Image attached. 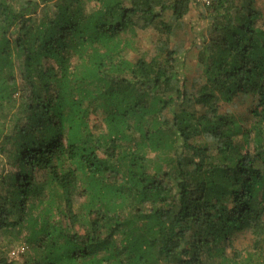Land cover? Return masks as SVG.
I'll use <instances>...</instances> for the list:
<instances>
[{
	"label": "trees",
	"instance_id": "trees-1",
	"mask_svg": "<svg viewBox=\"0 0 264 264\" xmlns=\"http://www.w3.org/2000/svg\"><path fill=\"white\" fill-rule=\"evenodd\" d=\"M259 2L0 0V264H264Z\"/></svg>",
	"mask_w": 264,
	"mask_h": 264
},
{
	"label": "rangeland",
	"instance_id": "rangeland-1",
	"mask_svg": "<svg viewBox=\"0 0 264 264\" xmlns=\"http://www.w3.org/2000/svg\"><path fill=\"white\" fill-rule=\"evenodd\" d=\"M192 2H199V0H191ZM260 10L264 11V2H259ZM197 8L191 5L190 14L188 18L184 20L182 23V30L179 32L175 38L176 44L183 48V52H187V59L181 66V71L184 70L182 67L186 69H192L194 66V58H195V50H193L192 40L195 37L196 40L198 38L199 32H201V28L203 24L201 21L197 19ZM140 36V35H139ZM142 38L140 43L139 50H147V46L149 45L145 36H140ZM197 42V41H196ZM226 107V106H225ZM249 108V100H238L234 102V105L229 108L233 114L248 119V111ZM26 235V230L21 229L19 233L16 231H11L9 233H1L0 235V256H4L8 261H15L21 263L25 257L28 255L29 250L27 246L23 242V237ZM246 242L243 241V237H239L236 242L235 246L238 249H241Z\"/></svg>",
	"mask_w": 264,
	"mask_h": 264
},
{
	"label": "built area",
	"instance_id": "built-area-1",
	"mask_svg": "<svg viewBox=\"0 0 264 264\" xmlns=\"http://www.w3.org/2000/svg\"><path fill=\"white\" fill-rule=\"evenodd\" d=\"M210 0H199V3H201L204 6L209 5Z\"/></svg>",
	"mask_w": 264,
	"mask_h": 264
}]
</instances>
